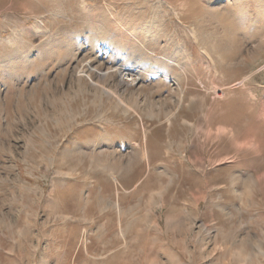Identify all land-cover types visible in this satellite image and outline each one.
I'll use <instances>...</instances> for the list:
<instances>
[{
  "label": "rangeland",
  "instance_id": "obj_1",
  "mask_svg": "<svg viewBox=\"0 0 264 264\" xmlns=\"http://www.w3.org/2000/svg\"><path fill=\"white\" fill-rule=\"evenodd\" d=\"M242 1L249 14L167 0L187 6L179 19L165 0H0V264H264V0ZM112 45L135 52L134 73L153 58L181 76L174 124L197 123L172 133L177 161L145 187L163 196L88 195L85 177L105 172L65 155L111 112L99 92L118 80L97 77L124 71ZM142 86L128 97L149 112L157 86Z\"/></svg>",
  "mask_w": 264,
  "mask_h": 264
},
{
  "label": "crops",
  "instance_id": "obj_2",
  "mask_svg": "<svg viewBox=\"0 0 264 264\" xmlns=\"http://www.w3.org/2000/svg\"><path fill=\"white\" fill-rule=\"evenodd\" d=\"M112 46L114 51L117 52V54H114L118 62L117 66L121 67L122 70H136V68H129L130 63L134 67L135 52L124 45L123 48L119 45ZM138 69L142 70V73L140 70L137 71L141 73L142 79L136 87L121 88L117 84L119 91L113 90L108 85L102 88L99 92L102 95V100L103 97L112 100L109 102V106L103 104V107H109L111 112L104 114L102 119L93 126L90 124L81 126L77 132V140L72 142L73 149H65L64 151L65 155L69 153L72 156L95 157L93 164L91 163V169L108 174L85 177L86 180L91 178L86 191L88 195L104 196L105 194H114V192L120 194L122 192L132 196L139 193V190L143 187L142 194H148L151 197L163 196V189L150 188L145 191V187L150 186L153 179L160 176V172H168L165 163L169 162V159L173 162L177 161L175 155H172L175 151L172 150V153H170L167 146L172 141V133L182 130L190 123V121L182 118L178 127L174 124V120L178 117L177 106L180 107L183 104L184 98V92L177 91L182 87V81L178 78L181 76H173L169 71L170 68L165 69L163 66L155 68L153 70L155 74H146V68L138 67ZM156 70L162 72V76ZM97 78L112 82L117 79L116 75H107V73L99 74ZM143 84H148V86L155 84L157 86L156 90L153 88L154 90L151 93V95L155 94V97L151 99L150 103L146 104V106L150 105L151 107V110L148 109L149 112L142 109L145 103L149 102V97H139L135 102L128 97L129 95L137 96L139 87ZM108 89H112V93L107 92ZM161 94L163 96L168 94L170 97L168 98L169 101L171 100L170 108H168L169 101L163 99V102L161 100ZM114 111L117 113L120 111V114L118 113L116 116L113 113ZM190 124L193 127L197 125L196 122ZM182 143L179 144L182 145ZM162 147L164 148L162 149ZM158 148L161 154L158 152ZM181 158L184 162L187 157L182 156ZM187 161L190 162L191 159L187 158ZM63 174L68 173L64 172ZM76 175L80 176V173H76ZM108 204L115 205V207L112 206L114 209L120 210L121 208L120 203H109L108 201ZM178 229L180 230V228H174L175 231H178ZM182 230L184 229L182 228Z\"/></svg>",
  "mask_w": 264,
  "mask_h": 264
},
{
  "label": "bare ground",
  "instance_id": "obj_3",
  "mask_svg": "<svg viewBox=\"0 0 264 264\" xmlns=\"http://www.w3.org/2000/svg\"><path fill=\"white\" fill-rule=\"evenodd\" d=\"M165 2H166V4L167 5H169V7L172 9V11L179 17V19H181L180 18V16H182V15H185V14H187V13H185V12H188V8H187V6H185V4L183 5V4H181V5H179V11H175L176 9H175V5H174V3H176V2H167V0H165ZM209 2H211V4H212V0H209ZM236 2H237V5H238V7H237V9H235V12L236 13H238V12H240V13H248V7L246 6V4H245V2H243L242 0H236ZM172 5V6H171ZM218 5V4H217ZM246 7H245V6ZM159 8H160V12H162V10H163V3L159 6ZM250 8V7H249ZM137 11H140V9L138 8V10ZM114 13H116V12H114ZM182 13V14H181ZM117 14V13H116ZM249 14V13H248ZM114 16V15H113ZM117 16V15H116ZM247 17V16H246ZM244 18H245V16H244ZM157 27H159V25L158 24H156L155 22H149V23H146V24H143L142 26H141V28H140V32H145V33H148L149 34V39L151 40V41H158V39L156 38V36H152L151 34H150V31L152 30V29H155V28H157ZM32 31V30H31ZM137 32L138 31H136V34H134L133 36L135 37V39L137 38V37H139L138 35H137ZM210 34V33H209ZM192 35L196 38L198 35H196V32L194 31V32H192ZM220 39V38H219ZM118 50V49H117ZM148 64L150 65L149 66V68H148V70H146L145 71V73L147 74H153L155 71H153L155 68H157V64H156V62L155 61H153L152 59H148ZM212 63H213V61H212ZM214 64V63H213ZM117 70V69H116ZM88 71V70H87ZM89 72V71H88ZM156 72H157V70H156ZM102 73V72H101ZM157 73H160V72H157ZM109 73H107V75H108ZM115 74H116V77H117V79H118V85L121 87V88H127V87H133V86H137L138 85V81H140L141 80V75L138 73V72H136V73H134V72H132L130 69L129 70H124V71H116L115 72ZM155 74V73H154ZM162 74V72L160 73V75ZM104 75V74H103ZM102 75V76H103ZM106 75V74H105ZM158 75V74H157ZM157 75H155V76H157ZM115 76V75H114ZM149 76V75H148ZM162 76V75H161ZM100 78H101V76H100ZM92 80V79H91ZM134 89V88H133ZM107 92H109V93H112V90L110 89H108V91Z\"/></svg>",
  "mask_w": 264,
  "mask_h": 264
}]
</instances>
